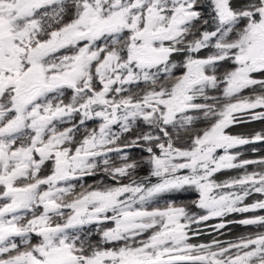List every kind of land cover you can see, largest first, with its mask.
I'll return each instance as SVG.
<instances>
[{
  "label": "snow or ice",
  "instance_id": "snow-or-ice-1",
  "mask_svg": "<svg viewBox=\"0 0 264 264\" xmlns=\"http://www.w3.org/2000/svg\"><path fill=\"white\" fill-rule=\"evenodd\" d=\"M258 120L264 0H0V264H264Z\"/></svg>",
  "mask_w": 264,
  "mask_h": 264
},
{
  "label": "trees",
  "instance_id": "trees-1",
  "mask_svg": "<svg viewBox=\"0 0 264 264\" xmlns=\"http://www.w3.org/2000/svg\"><path fill=\"white\" fill-rule=\"evenodd\" d=\"M245 0H233V3L236 6H240L243 4ZM204 3L207 4V0H204ZM207 10V9H206ZM211 51L209 50H204L203 54L206 55L208 52ZM251 89H245L241 95L247 96L250 95ZM71 93L68 92L66 93V97L70 98ZM98 121H90L88 122V127H96ZM207 125L205 123H198L197 128H203L206 127ZM147 130V129H145ZM264 130V120H258V121H252V122H246V123H240L232 126L231 128L228 129V131L231 134H241V135H250L253 134L256 131H262ZM127 135V134H126ZM131 138V137H129ZM252 147L258 148L260 151L253 153L251 151ZM239 151L244 152V156L242 158H256L258 156L264 155V143H259L255 145H246L243 146L241 149H237ZM130 155L139 160L142 156L147 155L146 153L141 152L140 149H134L130 153ZM249 170L251 171L252 168L249 166ZM150 171V168L146 164H141V166L137 169L136 174L138 176H147ZM242 169H232V170H223L221 172H218L215 175V179L217 181H223L231 177L237 176L240 172H242ZM47 170H45L46 174ZM101 177L94 176V177H88L85 179L84 183L87 184H92L94 182H99ZM152 182H155V178H152ZM198 197V194L194 192L193 190L189 189L187 191H181V192H176V193H170L167 194L163 197V199L160 201V204H163L164 201L166 200H175L178 204H187L189 206V210L193 212H198L199 214H203L199 209H197L194 205H191V201L196 199ZM255 198H260V197H255ZM251 199V198H250ZM258 214H264V213H258ZM248 215V214H244ZM242 218L241 214H231L230 216L226 217L228 220L236 221L238 219ZM219 222L218 219H212L206 222L208 226L215 225ZM193 227H196L193 225ZM202 234L198 237H193L192 242L194 243H199V242H207L211 240L212 238L216 237L218 234L214 231H212L211 227H206L205 224H201L200 226ZM223 232V235L220 236V239L224 240H230V239H236L237 237L241 235H245L248 232H255V231H264V229H257L252 226L244 227L241 226L237 223H233L228 225L225 229L221 230ZM94 240H99V235L95 234L93 235ZM37 241V237H33V242Z\"/></svg>",
  "mask_w": 264,
  "mask_h": 264
}]
</instances>
